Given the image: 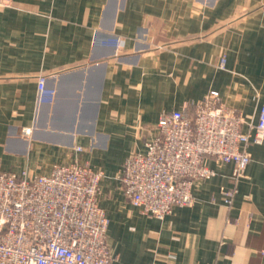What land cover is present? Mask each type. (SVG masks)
Segmentation results:
<instances>
[{"label":"crops","instance_id":"crops-1","mask_svg":"<svg viewBox=\"0 0 264 264\" xmlns=\"http://www.w3.org/2000/svg\"><path fill=\"white\" fill-rule=\"evenodd\" d=\"M7 2L0 171L48 174L71 162L102 170L112 264H264V146L248 147L239 179L232 163L208 158L215 175L195 182L193 204L161 219L133 206L117 178L125 158L144 151L163 110L215 89L256 116L264 104V0ZM38 75L55 90L41 103Z\"/></svg>","mask_w":264,"mask_h":264},{"label":"built area","instance_id":"built-area-1","mask_svg":"<svg viewBox=\"0 0 264 264\" xmlns=\"http://www.w3.org/2000/svg\"><path fill=\"white\" fill-rule=\"evenodd\" d=\"M47 79L36 77L38 103L55 94ZM155 128L144 151L125 158L117 178L133 206L161 219L174 206L193 204L195 182L215 175L208 158L232 163L236 179L245 176L248 147L264 146V104L246 116L211 89L196 102L163 110ZM30 132L21 129L23 136ZM103 175L77 162L53 165L48 174L0 171V264H112L109 218L99 204ZM235 192H223L226 204Z\"/></svg>","mask_w":264,"mask_h":264}]
</instances>
